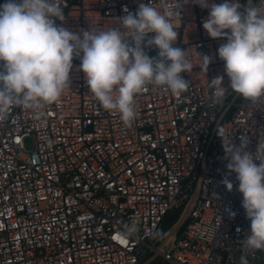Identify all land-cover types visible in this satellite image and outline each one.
Returning <instances> with one entry per match:
<instances>
[{"label":"built area","instance_id":"1","mask_svg":"<svg viewBox=\"0 0 264 264\" xmlns=\"http://www.w3.org/2000/svg\"><path fill=\"white\" fill-rule=\"evenodd\" d=\"M150 2L161 11L181 4L175 46L191 63L182 73L189 88L176 95L147 85L126 125L94 98L74 57L57 102L36 109L14 104L0 113V264H241L242 256L264 264V250L244 248L251 221L217 136L218 126L237 146L246 136L252 154L264 144V95L235 99L218 55L230 30L211 38L203 28L209 9L195 0H58L64 20L53 19L76 34L122 28V16ZM252 5L264 7V0ZM145 51L159 53L155 46ZM201 56L210 57L206 71ZM217 77L228 87L221 100L210 87ZM192 197L183 229L174 224L162 233L168 213ZM133 223L137 231L121 239Z\"/></svg>","mask_w":264,"mask_h":264},{"label":"clouds","instance_id":"2","mask_svg":"<svg viewBox=\"0 0 264 264\" xmlns=\"http://www.w3.org/2000/svg\"><path fill=\"white\" fill-rule=\"evenodd\" d=\"M195 3L209 9L203 28L211 38H223L224 30H230L227 43L218 48L230 89L253 101L264 95V7L242 9L239 0ZM178 9L165 6L161 11L151 2L141 3L135 14L120 18L122 28H91L76 34L56 25L53 18L64 20L58 0H8L0 5V62L4 69L0 71V113L14 104L36 109L57 102L69 87L73 59L79 57V70L94 98L130 125L136 116L134 98L147 85L164 86L176 95L189 88L182 73L191 70V63L186 51L175 46L178 33L173 21L180 17ZM149 33L154 35L145 43ZM149 46L159 49L157 57L146 53ZM201 57L206 71L210 57ZM222 81L223 77L210 80L216 100L223 99L228 89ZM217 136L229 160L228 172L236 174L242 207L251 221L244 248L264 250V144L259 143L252 154L247 151L246 136L241 137L239 146L233 138L228 139L222 126H218ZM222 183L232 190L227 178ZM136 231L134 223L126 225L120 238ZM241 264H247L246 257H241Z\"/></svg>","mask_w":264,"mask_h":264},{"label":"trees","instance_id":"3","mask_svg":"<svg viewBox=\"0 0 264 264\" xmlns=\"http://www.w3.org/2000/svg\"><path fill=\"white\" fill-rule=\"evenodd\" d=\"M243 97L240 95L239 99H242ZM184 206L174 209L173 211L169 212L166 218V221L163 226L162 233L166 231L169 227L174 225L180 218L182 212H183ZM170 223V224H169ZM184 225L182 226L181 230L183 229Z\"/></svg>","mask_w":264,"mask_h":264},{"label":"water","instance_id":"4","mask_svg":"<svg viewBox=\"0 0 264 264\" xmlns=\"http://www.w3.org/2000/svg\"><path fill=\"white\" fill-rule=\"evenodd\" d=\"M245 1L247 3L248 0H245ZM239 96H240V94L236 93L235 99L238 98ZM192 203H193V197L191 198L190 202H188L187 205L185 206V209L183 210L179 220L175 223V225H174L175 231L180 229L183 226L184 222L186 221V219L189 215ZM149 263H150V261L146 262L145 264H149Z\"/></svg>","mask_w":264,"mask_h":264},{"label":"rangeland","instance_id":"5","mask_svg":"<svg viewBox=\"0 0 264 264\" xmlns=\"http://www.w3.org/2000/svg\"><path fill=\"white\" fill-rule=\"evenodd\" d=\"M250 4H251V0H248L246 5H250ZM32 147H33L32 140L29 138L26 140V149L30 150V149H32ZM184 209H185V206H184L183 210Z\"/></svg>","mask_w":264,"mask_h":264},{"label":"bare ground","instance_id":"6","mask_svg":"<svg viewBox=\"0 0 264 264\" xmlns=\"http://www.w3.org/2000/svg\"><path fill=\"white\" fill-rule=\"evenodd\" d=\"M247 7H253V5H252V0H251V4H250V5H246L245 8H247Z\"/></svg>","mask_w":264,"mask_h":264}]
</instances>
